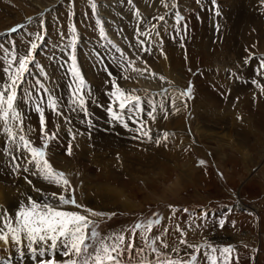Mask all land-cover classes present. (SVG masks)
Returning <instances> with one entry per match:
<instances>
[{"label":"rangeland","instance_id":"rangeland-1","mask_svg":"<svg viewBox=\"0 0 264 264\" xmlns=\"http://www.w3.org/2000/svg\"><path fill=\"white\" fill-rule=\"evenodd\" d=\"M218 1L219 8L212 0H133L132 5L127 0H0V85L8 79L4 49L11 52L14 40L17 54L26 53L32 39L29 33L39 30L41 18L44 20L45 40L34 55L48 77L43 78L29 65L26 82L17 90L15 106L25 116L23 127L17 124L13 129L17 137L23 134L35 140L34 146H42L38 114L30 104L21 102L28 98L24 93L44 95L37 80L67 102L70 79L67 65H61L70 63L69 26L77 29L78 67L97 101L88 102L92 127L82 122V114L70 113L63 105L60 116L46 110L45 131L56 135V140L49 142L46 158L55 171L65 173L67 189L32 176L25 179L22 171L12 172L10 157L5 154L9 141L0 121L1 196L13 189L16 199L22 181L31 189L35 185L45 192L72 195L82 207L66 206L68 210L105 214L103 218L89 217L98 223L102 236L159 215L162 222L149 236L166 228L162 239L176 247L178 254L163 249L159 242V256L146 248L141 252L142 240L133 237L134 253L126 254L132 264L185 261L192 255L198 257L197 264H209L203 253L211 247L233 249L223 256L217 252V264H264V68L260 67L264 59V0ZM92 4L97 6L95 11ZM176 12L184 17L180 35L173 31ZM96 19L101 20L106 39H100ZM13 28L19 30L9 34ZM137 29L151 31L153 36L159 32V36L140 37L144 48L131 47ZM113 45L120 46L131 62L126 71L118 66L120 56ZM105 67L113 73L117 86L139 95L142 101L143 113L136 124L125 121L128 128L113 122L106 111L108 93L113 89ZM189 87L193 89L191 97L184 95ZM149 100L156 107L152 116L144 103ZM140 125L141 131L150 132L160 143L140 137ZM92 133L106 138L103 148L88 140ZM69 144L71 155L67 154ZM32 193L40 199L34 190ZM238 198L255 212L240 210ZM3 202L0 214L8 211L14 216L18 205L12 198ZM125 234L127 245L130 233ZM181 239L185 245L179 244ZM189 243L200 251L187 247ZM6 255L12 257L9 264H17L15 250H6Z\"/></svg>","mask_w":264,"mask_h":264},{"label":"snow or ice","instance_id":"snow-or-ice-1","mask_svg":"<svg viewBox=\"0 0 264 264\" xmlns=\"http://www.w3.org/2000/svg\"><path fill=\"white\" fill-rule=\"evenodd\" d=\"M129 5L133 4V0H127ZM92 10L95 11L96 4H92ZM68 17H72L69 12ZM139 21L140 13H135ZM161 21H165V17H159ZM184 17L179 12L175 13V28L173 31L176 35H180L181 24ZM95 24L99 29L100 39H106L104 26L100 19L95 20ZM184 30H187V24H183ZM44 20L41 18L39 30L35 33H29L32 37L30 46L26 53L17 54L15 41H11V52L7 48L4 52L7 57V66L4 72L8 74L7 82L0 85V121L3 123V131L9 141L6 155L10 157L11 170L13 173L23 172L24 176L35 177L47 185L57 186L67 189L69 180L63 171H55L53 165L46 158V150L50 147V141L56 140V135L53 133L49 135L46 129V110H51L56 116H60L61 106L67 109L70 113H78L83 115V123H87L89 127L93 126L91 113L88 109V102L97 103L93 99L92 93L86 89V82L78 67L77 60V29L75 26H69L71 33V40L68 44L70 49L68 59V75L70 83L68 84L67 102L64 103V98L56 96L53 91L47 87L40 80L36 81V86L42 90L44 95L40 92L24 93L27 95V100L21 101L25 105H29L31 109L38 114L39 127L41 130L40 140L42 146H34L35 140L27 139L25 135L21 134L17 137L13 130L17 124L23 127L25 116L21 113L19 108L15 106L18 100V88L21 84L26 82L25 74L30 73L29 65H34L40 75L47 79L48 74L43 65L35 63V53L40 44L45 40L43 32ZM18 28L11 29V32H17ZM151 37L155 39L159 36V32L153 36L152 32H143L136 30V43L130 45L131 47L144 48L145 41L140 37ZM162 42V41H161ZM115 48V46L113 45ZM152 47H156L155 44ZM147 51L148 49H144ZM115 51L119 53L120 60L117 61L118 66L127 70L131 67V62L128 61L123 52L116 48ZM97 59L104 63V59L99 53L96 54ZM260 67L264 68V59L260 61ZM108 76L112 78V89L108 93L109 103L106 106V111L113 122H120L123 127L128 128V122L136 124L140 115L144 111L142 101L139 95L133 96L131 93L123 91L120 86H117L113 73L104 69ZM193 89L189 87L184 95L191 97ZM264 91V89H262ZM34 97H36L34 99ZM46 97V99H45ZM87 97V100H86ZM147 104L149 116H152L156 111L155 105L152 101L144 102ZM114 106H118V110H114ZM71 124V119L68 120ZM138 129V135L144 139L153 141L156 144L160 143L159 139H154L150 132ZM167 139V133L164 134ZM74 138V137H73ZM17 153H26V155H18ZM67 154H72V145H68ZM201 164L204 161H200ZM32 184V181H28ZM33 190L39 194L40 199H36L32 195L24 194L25 198L18 201V209L14 216L10 215L8 211L0 214V242L4 243L7 251H12L13 247L17 255H23L27 250L31 254L35 264H132L131 258L126 254H133L134 247L132 238L139 237L142 240L144 249H150L156 256L160 255V250L157 247L159 242L163 249H168L178 254V249L174 246L170 247L167 241L166 234L168 230L165 228L161 233L150 237L149 233L153 231L155 225H160L162 218L159 215H154L146 221L137 222L131 229L122 230L119 233L112 235H101L98 223L89 217L103 218V212H93L90 209H83L88 215L81 214L80 211L68 210L66 206H72L81 209V205L77 203L74 196L65 194L57 195L56 192H45L41 188L33 185ZM186 211V210H185ZM115 215V213H113ZM225 221H219L220 226H223ZM179 226H177V231ZM127 236L126 245V234ZM183 235V233H181ZM180 245H185V240L179 241ZM187 247L192 248L193 251L199 252L200 249L192 244H187ZM6 250H0V264H9L12 257L6 255ZM233 251L231 247H211L209 251L203 253L204 258L209 264H217L216 253L219 252L222 256L230 254ZM37 257L39 259H37ZM59 257V259H58ZM198 257L192 255L190 259L181 261L175 259L161 260L160 264H197ZM141 264V262H137Z\"/></svg>","mask_w":264,"mask_h":264},{"label":"bare ground","instance_id":"bare-ground-1","mask_svg":"<svg viewBox=\"0 0 264 264\" xmlns=\"http://www.w3.org/2000/svg\"><path fill=\"white\" fill-rule=\"evenodd\" d=\"M102 110V109H101ZM80 122V121H79ZM75 123V122H74ZM76 124V123H75ZM87 129H89V128H87ZM90 130V129H89ZM85 131V130H84ZM87 131V130H86ZM92 132V131H91ZM98 134H100V133H98ZM97 134L95 133V134H93L92 133V135H91V137H90V139H89V137H88V140L89 141H91V142H94V144L100 149V148H103L104 146H102V145H104V140L106 139H104V140H102L104 137H101V134H100V136H96ZM210 135V134H209ZM185 137V136H184ZM107 143V142H106ZM90 145V144H89ZM99 145V146H98ZM263 158H264V153H263V156H262ZM130 160V159H129ZM76 161V160H75ZM78 164H79V161H78ZM77 164V165H78ZM76 165V164H75ZM254 172V171H253ZM25 181V180H24ZM25 182H28V181H25ZM19 184V186H18V188H16V190H17V197H16V199H14L12 196V191H14L13 189H11L12 191H6V195H4L3 197L1 196V193L2 192H0V201H4L5 203H8V201H9V199L10 198H12V200H13V202L14 203H16L17 205H18V201H20L21 199H24L25 198V196H24V194L26 193V194H29V195H32L33 197H34V195H33V189H31L30 187H28L25 183H23V181H22V183H18ZM8 189H10V188H8ZM1 190V189H0ZM3 190V189H2ZM5 194V193H4ZM3 195V194H2ZM15 196V195H14ZM36 199H38V198H36ZM3 202V203H4ZM14 203H13V205H14ZM16 206V205H15ZM239 208H241L240 210H243V209H246V210H248V211H250V212H255V208H252V207H247L242 201H241V199L240 198H238V205H237ZM5 207V206H4ZM18 207V206H17ZM245 210V211H246ZM247 211V212H248ZM261 236V235H260ZM263 237V236H262ZM0 244H1V246H0V250H6V248H7V246L4 244V243H2V242H0ZM2 248V249H1ZM13 250H14V247H13ZM24 252H27V250H25ZM16 253V252H15ZM37 259H39L38 257H37ZM23 260H25V261H23ZM15 261H16V263L17 264H34V260L31 258V255H23V256H21V257H18V255H15Z\"/></svg>","mask_w":264,"mask_h":264}]
</instances>
